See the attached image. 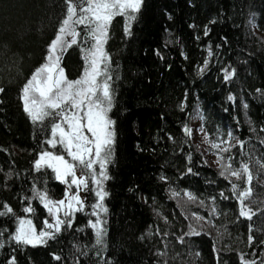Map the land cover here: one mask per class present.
<instances>
[{
  "label": "trees",
  "instance_id": "trees-1",
  "mask_svg": "<svg viewBox=\"0 0 264 264\" xmlns=\"http://www.w3.org/2000/svg\"><path fill=\"white\" fill-rule=\"evenodd\" d=\"M60 3L0 0V87L5 89L0 93V204L6 201L17 214L38 225L47 216L38 201H32L34 213L21 212L22 196L31 195L32 177L40 174L31 171L38 145L17 93L25 76L43 62L45 46L58 26ZM132 32L125 37L123 19L116 17L106 44L120 79L115 82L112 110L117 142L114 163L109 166L111 179L106 182L110 195L105 200L103 250L96 255L99 246L94 247L86 225L94 218L85 210L74 215L73 228L65 229L47 246L13 251L15 246L6 243L0 248V264H7L13 255L17 264H239V252L251 251L249 223L257 257L247 258H257L259 264L258 257L264 252L259 243L264 239V94L256 89L264 90V0H144ZM209 50L214 55L200 75L199 67ZM61 64L69 79L77 78L83 64L79 47L67 48ZM222 66L235 69L230 81L223 80ZM230 94L234 101L227 99ZM182 100L184 111L179 107ZM245 103L246 109L242 107ZM197 118L209 141L219 129L225 134L232 130L245 142L241 148L233 140L232 153L234 166L244 153L242 158L254 175L252 194L246 201L254 212L251 222L237 220L238 205L228 182L219 177V167L181 131L185 123L192 129ZM187 166L193 168L192 173H187ZM8 172L12 175L5 180ZM170 187L196 193L206 205L209 196H216L221 210L211 226L202 221L204 232L185 237L183 245L177 237L192 222L184 216L191 212L207 216V208H199L198 201L184 206L180 200L178 206L170 198ZM47 188L52 198L63 194V185L50 170ZM221 191L228 200L219 197ZM5 224L14 230L9 218L0 217V226ZM78 248L87 255H81ZM157 251L164 255L158 257ZM50 253L60 254L62 260H52Z\"/></svg>",
  "mask_w": 264,
  "mask_h": 264
},
{
  "label": "snow or ice",
  "instance_id": "snow-or-ice-1",
  "mask_svg": "<svg viewBox=\"0 0 264 264\" xmlns=\"http://www.w3.org/2000/svg\"><path fill=\"white\" fill-rule=\"evenodd\" d=\"M143 4L144 0H61L58 26L45 46L43 62L25 76L17 93L21 109L34 127L38 145L31 161V171L40 174L39 177H32L33 183L28 189L31 195L22 196L21 212L34 213L32 201L36 200L46 210L47 216L40 226L32 218L17 214L6 201L0 204V217L9 218L14 225V230H10L8 224L0 226V248H4L6 243L15 246L13 251H22L28 246H47L49 241L57 240L65 229L73 228L76 213L90 208L88 215L94 219H88L86 225L91 229L90 237H94V247L99 246L96 255L99 256L100 250H103L106 236L104 215L108 212L105 200L110 195L106 182L111 179L109 166L114 163L117 142V120L113 118L112 110L116 106L115 82L120 79L113 69L114 61L106 50V44L116 17L123 19V35H133L132 28L141 14ZM80 26H83L82 29ZM208 34L205 26L204 35ZM73 45L79 47L83 64L78 77L69 79L61 65V57ZM213 55V51L209 50L198 74L202 75L208 69L209 58ZM220 71L223 72L224 81H230L235 75V69L229 70L222 66ZM4 91L0 87V93ZM256 91L264 94V90ZM227 99L234 101L236 98L230 94ZM179 107L184 111L185 100L180 102ZM242 107L246 109L248 105L245 103ZM181 131L185 137H191L193 130L185 123ZM250 131L254 130L250 128ZM208 135L204 133L205 141L217 151L218 175L228 182L231 197L238 205L237 220L244 218L251 222L254 212L246 201L252 194L254 175L249 162L242 158L244 153H241L238 166L233 165L232 153L233 140L241 148L245 142L237 139L232 130L225 134L217 129L216 138L211 141H208ZM169 139L172 137L169 136ZM187 159L190 165V154ZM49 170L55 181L65 185L60 199L52 198L47 188ZM186 170L187 173L193 172L191 166H187ZM11 175V172L5 173V180ZM160 179L168 182L166 176ZM219 197L229 199L224 191L219 192ZM170 198L176 199L178 206L180 200H183L184 206L198 201L199 208H207V216H201L198 212L184 216L192 222L187 225L188 231L177 237L182 245L185 237L200 236L204 232L202 221L211 226L213 217L221 212L216 206V196H209L210 203L206 205L205 200H198L196 193L188 190L181 192L170 187ZM89 200L92 201L90 204ZM252 233L253 225L249 223L247 244L251 251L239 252V264H257V258H247L257 257ZM163 235L167 236L168 233ZM259 243L264 246V239ZM212 250L217 251L215 243ZM77 251L87 255L80 248ZM156 255L159 257L164 253L157 251ZM195 255L198 256L199 252ZM50 256L56 262L62 260L60 254L50 253ZM258 259L259 264H264V252ZM7 264H17V257L11 256Z\"/></svg>",
  "mask_w": 264,
  "mask_h": 264
},
{
  "label": "rangeland",
  "instance_id": "rangeland-1",
  "mask_svg": "<svg viewBox=\"0 0 264 264\" xmlns=\"http://www.w3.org/2000/svg\"><path fill=\"white\" fill-rule=\"evenodd\" d=\"M194 125L195 126L192 128L193 131H192L191 137L195 140V142H197V144L199 145V147L203 151V155L205 156V158L207 160H209V162H212L213 165L218 167L217 154H216L217 151L211 148L209 142L205 141V136H204L205 131L203 130L201 123L199 121H196V123H194ZM63 188H65V185H63ZM62 196H63V194H62ZM62 196H60L59 198H54V199H60V198H62ZM91 202H92L91 200L88 201L89 204ZM85 210H88L89 212L91 211L90 208H86ZM39 225L42 226V223H39Z\"/></svg>",
  "mask_w": 264,
  "mask_h": 264
},
{
  "label": "bare ground",
  "instance_id": "bare-ground-1",
  "mask_svg": "<svg viewBox=\"0 0 264 264\" xmlns=\"http://www.w3.org/2000/svg\"><path fill=\"white\" fill-rule=\"evenodd\" d=\"M62 65V64H61ZM64 67V66H63ZM65 69V68H64ZM65 74H66V69H65ZM199 119L197 118V121H198Z\"/></svg>",
  "mask_w": 264,
  "mask_h": 264
},
{
  "label": "flooded vegetation",
  "instance_id": "flooded-vegetation-1",
  "mask_svg": "<svg viewBox=\"0 0 264 264\" xmlns=\"http://www.w3.org/2000/svg\"><path fill=\"white\" fill-rule=\"evenodd\" d=\"M83 26H80V28L82 29Z\"/></svg>",
  "mask_w": 264,
  "mask_h": 264
}]
</instances>
